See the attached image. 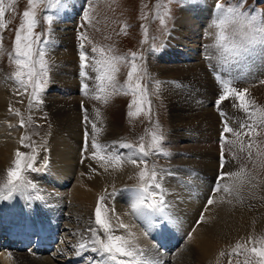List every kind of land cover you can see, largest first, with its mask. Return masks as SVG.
Wrapping results in <instances>:
<instances>
[{
  "label": "bare ground",
  "instance_id": "6f19581e",
  "mask_svg": "<svg viewBox=\"0 0 264 264\" xmlns=\"http://www.w3.org/2000/svg\"><path fill=\"white\" fill-rule=\"evenodd\" d=\"M64 2L63 8L61 10L58 9L62 14L61 22L70 21L72 19L71 15L84 5L83 0H64ZM212 3L213 0H202L198 4L189 5L181 9L179 17L174 22L173 27L169 31V36L162 46L160 54L162 62L156 66L155 73L160 78V86L166 94V100L172 107V112L177 113L180 105L183 106L185 103L201 101L208 96L215 95L213 89L220 91L222 86L221 80L227 79L229 76L233 78V86L238 90L244 89L241 83L245 85L249 79H251L249 81L264 80V59L253 58L246 65L230 68L228 72H224L222 68H218L217 61L209 58L204 63L189 64V61L192 59L199 60L198 53L201 46L208 52V57L217 55L216 50L210 47L215 41V34L209 30L215 14ZM65 28V24L62 25L61 33L50 38V40L54 38H58L59 40L54 39L51 44L52 46L50 45L48 49V55L52 59L51 61L55 62V67L56 65L61 67V70H56L59 73L55 77L54 82L56 84L59 83L62 88L65 87V89L70 88L72 90L76 89L75 86L79 89L80 85H82V91L83 84H88V81H83L82 84H76L73 81L69 83L63 81V74L66 72L63 69H68L70 72H72V68H77V72L85 71V69H81L80 65L79 68L77 64V62L81 61L80 51L76 53L74 50L71 40L72 36L70 37V34L64 32ZM59 43L62 47L60 50L56 49L57 44L60 46ZM163 58L166 60L163 61ZM77 72L72 73L76 75ZM54 85L51 83V86ZM191 85L192 88L189 89ZM11 86L12 81L0 71V164L2 165L9 162L13 155L15 156L16 141L22 132L21 127L18 125V118L14 114L15 112H11L8 106V91ZM97 90L94 81H91V88L87 96L84 91L83 95L81 93L84 96L83 100L86 103L89 101L93 103V100L98 95ZM218 94L216 95L218 96ZM219 97L220 95L218 99ZM77 100H63L48 104V112L52 116L51 124L53 129L51 130H53V139H51L53 143L50 141L48 144L51 148V156L45 157L42 161V177L44 178H41L45 179L44 184L46 188L47 184H49L50 189L48 188V190H51L52 194L54 193L56 196L67 194L73 201L79 204L78 206L84 205L90 214L85 215L90 216L89 218H92L91 221H94L95 211L93 212L92 209L94 208L96 197L104 192L113 194L114 198L111 200L113 224L117 225L122 222L127 225L126 229H119L116 234L127 237L129 233H132L133 235L129 238L138 249L143 251L147 259H151V255L148 252H150L154 244L157 245L155 242L156 238H176L171 239L172 241L165 240L158 243L159 246L165 248H171L181 236L186 238V242L194 247L193 254L194 256L196 255L195 260L200 263V259L209 255L213 256L215 249H229L238 240L249 237L251 221L258 212V203H264V194L253 185L251 175L249 174L250 167L245 170L241 169L243 171L239 169L238 158L240 157L244 162L247 160V156L241 151L242 145L239 142L235 143L232 150L231 148L228 149L232 154L233 152L237 153V155L233 154L234 161L237 164L234 171H230L229 165L227 166L229 159L226 157L227 155L225 156L226 153L222 154L217 150L215 151V147L195 154L196 156H201L202 160L196 163L193 161L197 167V172L191 180L187 181L190 182V185L185 187L184 184L178 181L172 179L168 181L169 199L173 205L172 211L174 215H172L169 209H165L164 216H152L150 222L148 219L135 216L132 213L131 203L134 201L135 195H132L131 199H129V195L125 193V190L129 189L126 188L129 187L127 186L129 185V181L138 174L134 171L137 167L126 162L117 165L114 160L108 158L113 151V145L129 143L128 140L121 135L118 129L97 120L94 114H89L88 107H90V111L91 109L93 111L95 105L91 108V104H86L85 106ZM176 102L180 103L177 107L175 106ZM215 103L217 105V100ZM236 103V100L230 97L219 105H223L225 108L221 110H224L225 119L229 125L231 119L228 118V112L232 115V109L237 108L239 122H235L232 128L238 130L240 124L245 122L247 118L239 107L234 106ZM191 107L192 105L189 106L190 111L193 110ZM186 109L187 106L185 111ZM183 113L188 114L187 112ZM215 113L209 110L208 115L204 118L207 125L205 128H201L202 138L207 139L208 143L213 138L212 136H218L219 132L222 131V125L219 124L221 121L219 120V114ZM85 116H87V122L85 121ZM177 116L179 118L180 114H177ZM104 127L105 129H103ZM228 135L226 133L224 137L227 138ZM173 137L176 140L181 138L175 135ZM240 140L243 141V136L240 137ZM94 141L108 146V154L106 155L103 151L94 150L92 147ZM244 141L243 144L245 143ZM223 142H226V140L223 139L220 146L223 145ZM216 147L219 149L218 146ZM234 147L236 150H233ZM94 151H96L95 158L93 156ZM115 151L123 153L126 157L130 150L116 147ZM182 153V150L179 151V155H185V153ZM102 155L105 156L104 160L100 159ZM222 157L224 161L223 165ZM230 166L233 165L230 164ZM158 170L163 171L164 168ZM167 170L165 169V171ZM222 173H239V175L231 176L234 179L228 182L231 177L225 176L224 179H221ZM213 176L214 179L210 182ZM225 182H227V186L228 184L232 185V191L225 193L222 199L221 196L216 197L214 195L215 190L219 188L221 193L222 189H224L223 183L225 185ZM70 184L73 185L72 188L69 187ZM68 187L70 189H67ZM161 192L163 193L162 189ZM20 193L21 196H19ZM20 193L16 192L11 198L0 200V205L3 204V206H0V211L2 210L0 215L3 216L0 220V226H5L8 223L6 220H9L10 223L14 222V224L18 221L20 223H25V221L31 223L33 220L32 224L34 226L32 225L26 231L14 235H19L20 237L26 235V240L31 238L34 255L17 253L11 250L4 251L13 263L38 264L36 260H40L42 254L49 247H53L55 243H57L56 253L58 257L65 259L68 264L83 262L86 253H89L88 256H92L93 259L94 257H98L96 253L79 249V244L87 240L90 237V233H88L87 238H85L86 236L82 237L83 239L79 240L77 245L74 246L73 256L67 254L69 251L64 247L63 239L59 238V232H66L67 228H61L62 225L59 222L62 215L58 217L57 208L55 206H47L46 196L44 195L39 200L36 198L38 202L32 203V206H35L37 203L38 206L29 207L27 210L23 209L22 206L26 207L29 199H34L27 198L23 192ZM209 199L213 200L211 205L208 204ZM150 202L159 204V196L153 197L151 201H146V203ZM234 203L238 204V211H235L233 208ZM41 204H44V206H41ZM199 208L200 210L196 215ZM52 210L55 219L57 222L59 221L58 223H55V220L52 219ZM28 211H34L37 219L33 217H27L25 221L17 219L21 215L15 216L16 220L14 219L16 213L22 212L28 215ZM8 214H12V217H9L10 215L8 216ZM202 216L203 220H201ZM68 219H71V217L69 216ZM71 223L73 224L74 222L71 221ZM90 226L92 225L90 224ZM68 230L70 229L68 228ZM12 232L6 231L10 237ZM0 250L3 249L1 248ZM78 251L80 252L79 255H77ZM154 253L159 264L169 262L168 257H162L157 251ZM5 260V257L0 256V264H8ZM89 260L87 259V262ZM52 262L55 263L56 260H52ZM40 264L49 263L48 261H44ZM183 264H188V262L184 260Z\"/></svg>",
  "mask_w": 264,
  "mask_h": 264
},
{
  "label": "rangeland",
  "instance_id": "374dc122",
  "mask_svg": "<svg viewBox=\"0 0 264 264\" xmlns=\"http://www.w3.org/2000/svg\"><path fill=\"white\" fill-rule=\"evenodd\" d=\"M200 1L202 0H83L84 5H82L76 12L71 15L72 19L70 21L61 22L62 14L58 11V9L61 10L63 8V4H65L64 0H51V3H49L48 0H42V2L34 6L36 18L39 21V24L34 29V32L43 33V35L41 36V40L47 41V44L41 45L42 47H44L46 52L45 60L48 66L47 82L44 84L43 91L40 92L35 99H33L31 95V87H29L27 93H24L23 88L16 84L14 79L10 78L12 77V74L17 70V66L15 65L13 59L10 58L9 54L13 52L16 29L21 24L23 18L22 13L25 10H30L28 0H3L5 15L2 19L5 21L7 27L5 29H0V33L2 32L4 34L2 35V44H0V71L4 76L12 81V86L8 91V106L10 108V111L13 113L15 112V115L16 112L19 111L20 115H16V118H18V125H20V121L22 119L26 122L25 127H21V135L17 138L15 145L16 152L20 151L22 153H25L26 156L34 155L35 167L38 169L37 171H27L23 173L25 180L31 181L32 184L35 185V187L25 188L18 193L23 192L26 194L27 198L34 199H29L26 207L24 205L22 206L23 209L27 210V208L29 207L32 208L38 206V203L35 206H32V203L38 202L36 201V198L37 200H39L44 195L46 196V205L52 207L55 206L57 208L58 217L62 215L60 222H58L62 225L61 228H67L65 230L66 232H59L60 235L58 234L59 238L61 240L63 239L62 241L64 247L67 251H69L67 254L73 256L74 246L77 245L79 240L83 239L82 237L86 236L85 238H87V235L89 233L87 229H89L90 227H95V224L94 221H91L92 218H89L90 216H87L90 214L87 212V208H85L84 205H80L81 207L78 206L79 204L73 201L67 194H60L57 196L54 193L52 194V191L48 190L49 184H47L46 188L44 184L45 179H42L44 178L42 177V161L45 157L51 156V148L50 146H48V144L53 139V130H51L53 129L51 124L52 116L48 112V104H50V102L55 103L63 100L67 101L78 99L85 106L86 104H91V108H93V106L95 105L93 111L92 109L90 111V107H88L89 114H94V117H96L97 120L118 129L121 135L128 140L129 144H133L138 147L139 143L143 142L146 150L148 149L151 140L149 141V143L147 142L145 131H147V129L150 130L148 132L150 135H152L153 133H156L158 135L162 133L163 142L161 147L166 155L151 154L148 158V171L150 173L153 164H155L157 169L164 168L163 171L158 170V182L161 184V189L163 191L162 194L164 207L165 209H169L172 215H174L172 211L173 205L169 199L168 181L172 179L184 184L185 187H188L190 185V182L187 181L191 180L194 177V174L197 172L195 163L199 160H202L201 156H196L195 154L203 150L208 151L211 147H215V151L217 150L222 154H224V152L226 153L225 156L227 155L226 157H228L229 159V164H227V166L229 165L230 171H234L235 166L237 167L236 161H234L235 158L233 157V154L237 155V153L233 152L232 154L230 151H228V149L230 148L232 150L233 144L223 142V145L220 146L222 140L220 141L219 139H222V135L224 134L223 129L219 132L218 136H212L213 138L211 139L210 143H208L207 139L202 138L201 133V128H205V126L207 125V122L204 121V118L208 115L209 110L212 113L216 112L215 114H219V111L220 113L223 112L225 114L224 110H221L225 109L223 105L218 106V104L216 105L215 103V101L218 100V96H221L223 94V84L220 91H216L215 89H213L215 95L208 96L201 101H191L189 103H185V105L183 106L180 105V108L177 109V113H175L171 111L172 107L166 100V94L160 86V78L155 73L156 66L158 64H161L162 62L160 58L162 46L168 38L169 31L173 27L174 22L179 17V11L188 7L189 5L192 6L194 4H198ZM220 2L227 5L229 3V0H220ZM212 4V8L215 12L217 0H213ZM244 8H254L258 12L264 11V0H246ZM45 16L52 17V22L50 24L44 19ZM161 19L165 21L164 24H161ZM64 24L66 27V30L64 32L70 34V37L72 36L71 40L73 42V48L76 53H78V51H80V53L81 51H84L88 56H95L96 59L102 58L101 53H103V57L107 58H110L112 56L131 57L133 53H136L138 57H142V59H138L136 63L142 66V69L144 71L143 79L140 82L146 85L148 93L147 99L151 101V110L147 114L145 123L141 124L136 120L142 118L143 114L148 111L147 104L144 105V110L141 111L139 115L130 116L129 112L135 111L134 108H129V105L133 101L134 97L130 91L128 92V94H125L123 91L119 90L121 87H125L128 83H130L127 80V73L130 71V65L128 64L127 60H125L124 62H117L118 72L114 74V83L117 85V90L115 91H113L112 84L107 79L103 84L104 91L101 92L100 81L94 79L86 80L83 76L78 75L80 71L77 72V68H72L73 73L77 72L76 75H73V73L68 71V69H63L66 71L63 74L64 82L69 83L73 81L76 84H82L83 81H88L89 88L87 91H89L91 88V81H94L95 86L98 89L97 96L101 97V99L98 100L95 98L93 100V103L91 101L86 103V101L83 100V90L81 91L82 85H80L81 87L79 89H77V86H75V90H72L70 88L69 90L65 89V87L62 88L59 83L56 84L54 82L55 77L59 73L58 71L56 72V70H61V67L57 65L55 67V62H52V59H50L48 55V49L53 43L52 41H54V39L58 40V38H54L53 40H50V38L61 33V26ZM209 30L213 31L214 34L217 31L214 27H210ZM81 34H83L87 38L82 39ZM81 44H83L84 46L83 49H81ZM56 46V49L58 50L62 48L61 44L60 46L58 44ZM93 47L97 48L96 53H92ZM198 56L200 57L198 58L199 60L192 59L189 61V64L204 63L207 61L208 52L204 47L201 46ZM254 59L263 60L264 55L254 57ZM164 60L166 59L163 58V61ZM79 62H77V64L78 66H81L82 62ZM90 63L92 64V67L85 68V71L88 72V75L90 77L100 75L101 72L93 71V68L99 67L95 64V61H90ZM249 80L248 83H246L247 85H243L241 83V86L242 88L248 90V99L253 102V111L255 115L253 117V121L249 122H255L257 128L256 132L253 133L254 142L251 148L247 147L248 137L243 136V141L245 140V143L243 144L244 151L242 153L247 156L246 162H244L240 157L237 161L239 163L240 170H245L250 167L249 174L251 175L253 185L264 194V123H261V120H264V80ZM149 82H151V87ZM51 83L55 85L51 86ZM131 83H135V78ZM191 88L192 85L189 89ZM60 90H62L63 92H61ZM74 91H78L79 93ZM66 92L71 94L66 95ZM216 94H218V96ZM105 96H107L106 101L104 99ZM153 97H155L156 99L159 98V100H155L154 98L155 105ZM135 98L138 99V97ZM178 104L180 103L176 102L175 106L177 107ZM190 105H192V111H190ZM186 106L187 109L185 111ZM155 107L156 110L154 109ZM179 110L183 111L179 112ZM183 112H187L188 114H185ZM228 113V118L231 119L230 125L228 124V126L233 127V124L235 122H239L238 110L237 108H233L232 115L230 112ZM177 114H180L179 118ZM222 119L223 117H220L219 120L221 121L219 124H221ZM153 121L155 122V125L152 127V129H149L150 124ZM132 124L140 125L141 129L133 125V130L131 131ZM103 129H105V127ZM130 131L131 133H129ZM228 134L229 135L226 138V141L235 142L236 137H234L230 133ZM172 135H175L178 138L181 137L182 139L180 138L179 140H176V138H174ZM24 136H27L29 139H25L22 145L21 137ZM141 138H143L142 141ZM216 146H218L219 149H217ZM33 148L35 149L34 153ZM181 150L183 153H185V155H179V151ZM233 150H236L235 147L233 148ZM16 152L15 156L13 155L11 159L9 158V162L3 163L5 167L0 164V166L2 165L0 167V187H3V185L7 182V171L14 166ZM249 153H251L250 158L248 155ZM193 161L195 163H193ZM230 164L233 166H230ZM142 168L143 166L141 165L140 167H137L136 170H134L138 174L137 176L134 175L135 178L131 179L129 181V185H127L129 187H126L129 188L128 190H125V193L129 195V199H131L132 195H136L135 189L138 188L142 183L139 179V172L142 170ZM165 169L168 170L165 171ZM214 176L210 182H212ZM233 179V177L229 178L228 182ZM226 183L227 182H225V185L223 183L224 188L229 187L230 189H233L232 185L228 184L227 186ZM69 187L72 188L73 185L70 184ZM69 187L67 189H70ZM220 191L219 193H217V191L215 190L214 195L216 197L221 196L222 199L224 198L225 192L223 191V189L221 193ZM19 196H21V193ZM101 196L104 197L103 204L107 206L108 216L112 221L113 213L111 200L114 198L113 194L104 192L103 194L97 196L94 203V208L92 210L93 212L95 211L98 200ZM1 205L3 206V204ZM41 206H44V204H41ZM237 206L238 204L234 203L233 208L235 209V211H238ZM257 206L258 212L255 214V218H253V220L251 221L249 237L247 239L238 240L233 247L226 250L217 248L214 250L213 256H206L205 258L200 259L201 262L199 263L195 260L196 255L194 256L193 254L194 247L186 242V238H183L181 236L171 248L161 247L158 245V243L165 240L172 241L171 239L176 238H156L155 242L157 245L154 244L150 252H148L151 255V259H149L152 262L151 264H155L156 262V264H159L158 259L156 258V254L154 253L155 251H157L159 255L161 254L162 257L169 258V262L164 264H183L184 260L188 262V264H229V261H231V264H258V257H256L255 254H252L250 251L252 247H264V203L259 202ZM200 208L198 209L196 215L198 214ZM28 213V215L22 212H19V214L16 213L14 215V219L16 220L15 216L17 217V215H21L18 216L17 219L22 221H25L27 217H33L37 219L35 217L34 211H28ZM9 215L10 214H8V216ZM71 215L74 216L72 217ZM51 216L52 219L55 220V223H58L53 215V210ZM69 216L71 217V219H68V221L67 218ZM9 217H12V214ZM2 218L3 216L0 215V220ZM71 221L74 223L72 224ZM32 223L33 220L31 223H27L25 221V223L23 222V224H20V222L18 221L15 224L14 229H24L26 227H31L33 225ZM90 224L92 226H90ZM10 225L11 224L9 223L6 227H10ZM68 228L70 230H68ZM0 232L3 234L4 229L0 230ZM101 238H103L102 233ZM5 239L6 238H4L3 240L2 236L0 235V244L2 243V245H4L5 243H7L8 240ZM250 240L251 242H249ZM238 243L243 246V248L240 249V255H229L230 253H234V250L236 249ZM14 245L16 244H13L12 246ZM12 250L14 252L17 251L16 249ZM22 253H25L27 255L34 254L31 247L25 248L24 250H22ZM0 254V256L5 257V261L8 264H20V262L13 263V261L8 258L2 250H0ZM49 254H42V258L39 257L41 259L36 260L37 263L40 264L44 261H48L49 264H68L65 259L58 257L55 245L54 248L51 249ZM88 254L89 253H86V255ZM86 255L84 257V259H86L85 263L87 259H89L86 257ZM144 258L147 259V256L144 255ZM52 260H56V262L54 263L52 262ZM91 260L92 258H90L89 261ZM93 260L98 261L99 259L98 257H94ZM93 260L90 264H93ZM78 264L83 263L78 262Z\"/></svg>",
  "mask_w": 264,
  "mask_h": 264
},
{
  "label": "snow or ice",
  "instance_id": "6c2138e0",
  "mask_svg": "<svg viewBox=\"0 0 264 264\" xmlns=\"http://www.w3.org/2000/svg\"><path fill=\"white\" fill-rule=\"evenodd\" d=\"M42 0H28L29 9L22 13V21L19 27L16 29V35L14 39L13 52L9 54L13 59L17 70L12 74L11 79H14L16 84L23 88L24 93L28 92L29 87L32 88V97L35 99L40 92L43 91L44 84L47 82V62L45 60L46 52L42 44H47V41L41 40L43 33H35L34 29L38 26L39 21L36 18L34 6ZM51 3V0H48ZM246 0H229L226 5L217 0L215 6L214 19L211 27H214L217 31L215 33V41L210 46L216 50L217 55L207 57L209 59L217 61L218 68H222L224 72H228L230 68L241 67L246 65L248 61L254 57L264 55V11L258 12L254 8L245 9L244 4ZM5 15V8L3 7V0H0V29L7 27L5 21L2 19ZM44 19L50 24L52 17L45 16ZM87 19V16H86ZM165 21L161 19V24ZM82 39L87 37L81 34ZM0 44H2V34H0ZM81 44V49H83ZM97 48H92V53H96ZM96 59L95 56H88L84 51L80 53L81 67L82 69L92 67L90 61H95L98 68H93V71L101 72L100 75L90 77L88 72L83 71L81 75L85 79H94L100 81V91H104V81L107 79L111 84L113 91L117 90L115 81V73L118 72L117 62L128 61L130 65V71L127 73V80L130 82L126 87H121L119 90L128 94L130 91L134 99L130 103L129 108L135 109L130 111L129 115H139L144 110V105L147 104L148 111L151 110V101L147 99V87L140 81L143 79L144 71L142 66L138 65L136 61L142 59L138 57L136 53H133L131 57H117L112 56L110 58L103 57ZM103 70V71H101ZM135 78V83H131ZM223 94L217 100L219 105L222 101L228 98H234L236 104L234 106L239 107L246 115V121L240 124L238 130L228 126L225 121V127L223 132L230 133L236 137V141H226L227 143L235 146L236 142H239L242 147L241 151H244L243 141L240 137H248V148H251L253 144V133L256 132L257 125L253 121L255 115L253 108V102L248 99V90H238L233 86V78L229 76L227 79H222ZM89 85L83 84V91L85 95L88 94ZM19 94V92H18ZM135 97H138L135 98ZM96 99L101 97L96 96ZM105 101L107 96L104 97ZM16 115H20L19 111ZM87 122V116H85ZM25 121H20V127H25ZM264 123V120H261ZM29 139L27 136L21 137V143ZM222 139L226 140V137ZM143 138H141V141ZM163 136L161 134L153 133L151 136V143L146 150L143 142L139 143V146H135L129 143H123L119 145H113V151L108 156L110 160H114L117 165L122 163H130L133 166H143L139 172V179L142 182L138 188L135 189V199L131 203V210L135 216L144 217L151 222L152 216H164L165 207L163 194L161 192V184L158 182L159 171L153 164L151 171H148V158L151 154L166 155L162 150ZM31 146V145H28ZM92 147L96 151H103L108 154V146L101 145L97 142H93ZM129 149L128 155L125 157L123 153H117L115 148ZM96 151L93 156L95 158ZM35 149L33 148V153ZM249 158L251 153L248 154ZM101 160L105 159V156H100ZM222 157V165H223ZM35 167V156L27 155L20 151L16 152V159L14 166L7 171V182L0 187V199H9L14 193L24 190L28 187H35L31 181H26L23 173L27 171H37ZM243 171V170H241ZM239 175V173H222L221 179L225 176ZM242 186V185H241ZM6 190V194H5ZM220 189L217 188L216 191ZM238 190V189H237ZM225 193H230L232 189L225 187L223 189ZM159 196V204L155 202L146 203L151 201L153 197ZM104 197L101 196L98 200L97 206L94 212V224L95 227H90L87 231L91 234L90 237L83 243L79 244L80 250L91 251L96 253L100 259L94 261L93 264H151L149 259L144 258L143 251L138 249L129 238L133 234L129 233L128 236L117 235L116 232L119 229H126L127 225L118 223L114 225L108 216L107 206L103 204ZM213 203L212 199L208 200V204ZM203 220V216L201 217ZM101 233L103 238H101ZM251 242V240L249 241ZM243 246L239 243L234 250L235 254L240 255V249ZM251 253L258 257V264H264V247H252ZM80 252H77L79 255ZM90 259V258H89ZM231 264V261H229Z\"/></svg>",
  "mask_w": 264,
  "mask_h": 264
}]
</instances>
